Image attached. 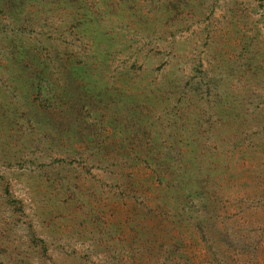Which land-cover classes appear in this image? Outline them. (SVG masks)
Here are the masks:
<instances>
[{"label": "rangeland", "instance_id": "1", "mask_svg": "<svg viewBox=\"0 0 264 264\" xmlns=\"http://www.w3.org/2000/svg\"><path fill=\"white\" fill-rule=\"evenodd\" d=\"M0 264H264V0H0Z\"/></svg>", "mask_w": 264, "mask_h": 264}]
</instances>
